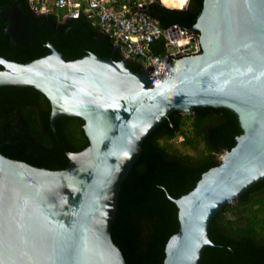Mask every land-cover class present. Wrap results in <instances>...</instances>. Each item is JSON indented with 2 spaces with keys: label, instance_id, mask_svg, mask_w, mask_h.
Segmentation results:
<instances>
[{
  "label": "water",
  "instance_id": "1",
  "mask_svg": "<svg viewBox=\"0 0 264 264\" xmlns=\"http://www.w3.org/2000/svg\"><path fill=\"white\" fill-rule=\"evenodd\" d=\"M138 8L150 12L149 4ZM173 27L197 36L201 52L153 76L149 68L132 71L124 57L67 61L51 43L49 55L29 64L0 57V88L40 91L51 103L52 128L60 118H81L90 143L68 153L58 171L8 158L0 145V264H126L112 238L121 187L145 140L175 112L229 109L243 134L193 191L179 199L167 194L180 229L164 264H202L215 246L214 217L264 181V0H204L190 30Z\"/></svg>",
  "mask_w": 264,
  "mask_h": 264
},
{
  "label": "trees",
  "instance_id": "2",
  "mask_svg": "<svg viewBox=\"0 0 264 264\" xmlns=\"http://www.w3.org/2000/svg\"><path fill=\"white\" fill-rule=\"evenodd\" d=\"M161 2L168 7L156 0L149 4L148 14L164 29L178 25L184 31L197 23L204 6V0ZM187 5V9H177ZM0 6L21 8L39 26L33 27L31 42L19 48L9 46L11 37L0 28V57L29 64L51 53L48 43L67 61L92 53L116 61L123 57L113 39L102 34L100 26L86 16L62 21L63 13L37 14L29 0H0ZM159 49L162 53V47ZM128 66L132 71H143L138 59ZM51 112L48 98L34 88H0L2 154L38 168L65 169L70 162L67 154L81 152L90 144L83 128L85 122L64 117L55 122L53 129ZM242 134L235 112L195 108L192 114L173 113L145 140L141 157L122 184L112 228L113 241L126 264H164L166 245L180 229L179 209L167 194L179 199L193 191L204 173L220 165V157L235 147ZM178 135L184 138V145H202L203 150L194 158L170 150L168 142ZM210 238L215 246L206 248L202 264H264V181L218 212L210 225Z\"/></svg>",
  "mask_w": 264,
  "mask_h": 264
},
{
  "label": "built area",
  "instance_id": "3",
  "mask_svg": "<svg viewBox=\"0 0 264 264\" xmlns=\"http://www.w3.org/2000/svg\"><path fill=\"white\" fill-rule=\"evenodd\" d=\"M29 4L37 14L63 13V21L86 16L113 39L126 60L138 59L143 69L149 68L150 76L169 70L181 57L201 52L197 36H184L174 27L164 29L148 12L117 0H29Z\"/></svg>",
  "mask_w": 264,
  "mask_h": 264
},
{
  "label": "flooded vegetation",
  "instance_id": "4",
  "mask_svg": "<svg viewBox=\"0 0 264 264\" xmlns=\"http://www.w3.org/2000/svg\"><path fill=\"white\" fill-rule=\"evenodd\" d=\"M14 9L16 8L3 9L0 6V28L5 29L10 35L11 43L9 46L14 45L15 48H19L31 42V33L34 31L33 27H36L37 24L27 23L26 19L20 17ZM18 9L26 15L21 8Z\"/></svg>",
  "mask_w": 264,
  "mask_h": 264
},
{
  "label": "rangeland",
  "instance_id": "5",
  "mask_svg": "<svg viewBox=\"0 0 264 264\" xmlns=\"http://www.w3.org/2000/svg\"><path fill=\"white\" fill-rule=\"evenodd\" d=\"M134 1V0H132ZM131 1V2H132ZM136 1H140V0H136ZM143 1V0H141ZM185 130L187 128H184ZM183 140L184 138L181 136V135H178L177 137H175L172 141L168 142V146L170 148V150H177L179 151L180 153H182L183 155H186V156H190L192 158L198 156L200 154V152L203 150V146H197V148H191L189 146H186L183 144ZM224 155H222L220 157V160H222Z\"/></svg>",
  "mask_w": 264,
  "mask_h": 264
},
{
  "label": "crops",
  "instance_id": "6",
  "mask_svg": "<svg viewBox=\"0 0 264 264\" xmlns=\"http://www.w3.org/2000/svg\"><path fill=\"white\" fill-rule=\"evenodd\" d=\"M117 1H118V4H120V5H130L132 7L134 6V7L138 8L139 4H141V3L150 4V3H152V2H154L156 0H143V1H141V0L140 1H136V0H134V1H132V0H117Z\"/></svg>",
  "mask_w": 264,
  "mask_h": 264
},
{
  "label": "clouds",
  "instance_id": "7",
  "mask_svg": "<svg viewBox=\"0 0 264 264\" xmlns=\"http://www.w3.org/2000/svg\"><path fill=\"white\" fill-rule=\"evenodd\" d=\"M67 20H69V19H67ZM67 20H64V21H67ZM63 21V20H62Z\"/></svg>",
  "mask_w": 264,
  "mask_h": 264
}]
</instances>
